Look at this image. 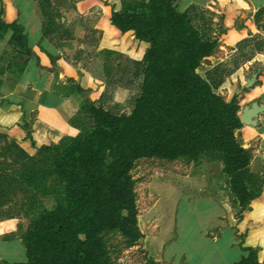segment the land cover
<instances>
[{
  "label": "trees",
  "instance_id": "obj_1",
  "mask_svg": "<svg viewBox=\"0 0 264 264\" xmlns=\"http://www.w3.org/2000/svg\"><path fill=\"white\" fill-rule=\"evenodd\" d=\"M175 2L120 0V9L111 12V25L121 33L132 31L137 41L148 45L140 61H131L140 80L138 95L128 114L113 113L83 100L78 116L70 121L79 130L77 136L62 138L57 146L40 147L42 154L36 160L21 152L23 160L13 182L23 192L52 195L54 203L47 208L44 203L35 206L30 199L32 207L25 213L28 229L20 238L26 260L2 264H104L102 231L119 228L131 242L139 240L129 176L135 159L187 158L197 163L211 152L212 160L221 163L238 205L245 208L253 200L247 186L253 177L250 154L235 136L243 126L238 103L235 98L225 101L216 93L239 66L233 63L230 69L219 63L201 77L196 70L220 47L219 41L209 33V27L198 26L197 12H192L197 6L179 11ZM40 18L43 37L48 39L50 26L44 16ZM6 37L22 41L23 50L31 56L17 22L0 21V41ZM263 51L260 38L255 53ZM240 53L244 61L253 57L252 49L247 55ZM5 72L1 69L0 75ZM5 173L0 170V190L2 186L10 188ZM55 176L64 182L62 191L48 187L50 182H60ZM243 251L233 264H259L252 248Z\"/></svg>",
  "mask_w": 264,
  "mask_h": 264
},
{
  "label": "rangeland",
  "instance_id": "obj_2",
  "mask_svg": "<svg viewBox=\"0 0 264 264\" xmlns=\"http://www.w3.org/2000/svg\"><path fill=\"white\" fill-rule=\"evenodd\" d=\"M81 1L82 0H33L36 13L39 16H44L47 21L46 24L48 27L50 26L48 31L51 32V34L48 39L50 38L49 40L55 46L58 47V42L72 37V29L76 20L82 16L78 10V5ZM176 1L175 5L179 8L182 4L180 0ZM7 2L11 4L13 0H0V21L11 24L16 22L15 17L17 15L13 7L11 8ZM235 3L237 4L238 2L235 1ZM193 6H197L192 12H197L196 22H198V26L201 29L209 27V33L212 37L218 39L220 46H223V48H218L212 56L201 62L196 70L201 77H204L205 72L209 68L219 63L225 64L230 69L233 67V63L237 64L239 68L246 69L245 75L246 78L249 79L252 74L257 72L262 74L264 72V62H256L249 65L247 61H244L246 59H244L240 53L242 51L247 55L252 49V54H256L255 50L261 36L255 35L256 32L254 33L255 30L253 26L255 25L259 31L264 29V11L258 15V11L253 14L251 10L244 8L245 4L241 0H239V5H237L238 8L236 9L234 4L227 5V3H223L222 9L219 6L216 7L218 13L208 7L199 5ZM230 8L233 9V11L230 13L232 16H230L229 19V14H225L224 12L227 11V9L230 11ZM201 9L205 11L200 13ZM92 11H98L97 7L92 8ZM236 12H242V14H236ZM203 18L205 20L204 22L202 21ZM208 21H211V24L210 22L208 23ZM233 28L238 30L245 28L247 33L244 34L242 38L239 37L242 35L238 34L236 36L233 34L234 38H230L229 30ZM95 31L96 33H92L91 35L88 33L85 34L84 39L78 41V45L85 44L89 47V49L83 51V53H86V56L79 61H90L91 58L97 59L96 61L99 63L98 78L101 80V85L105 86L104 92L99 99L101 103L98 101L94 103L96 106L100 104L103 105L113 113L128 114L132 108L133 100L139 92L140 80L134 75L135 67L131 62L135 60V58L132 57L139 58V56H137L138 53H135L139 50V44H136L130 35L127 37V42L128 46L131 45L132 47H127V56L119 55V53L115 51L106 49H100L96 52L101 34L99 35L97 34L98 31ZM8 37L0 41V70L6 69L5 74L16 75L25 67L27 52L23 50L22 41L18 39L10 40ZM237 39L240 41V46L235 44ZM225 42H231L235 47L226 46ZM235 48L237 50L234 53ZM65 60H69L68 64L70 66L79 62L75 56L72 60L69 58ZM9 83H15L14 76L9 78ZM218 91L219 89L216 90V93L227 101V96L220 94ZM86 92L88 91H83L82 93L77 92V98L81 101H83V99L86 100ZM234 98L237 103H239L240 98ZM252 102L257 101H252L250 99L246 104L250 105ZM74 107L76 106L74 105ZM240 112L241 107L239 106L238 115ZM75 113L76 111H69L67 116L69 122L73 121ZM263 124L264 115H260L258 117L257 126H259L261 133L264 131ZM247 131H251V128H243L242 126L235 132L238 142L249 152L251 158L249 171L253 177L251 180L247 181V186L254 194V198L247 207L241 208L238 205V201L227 186L226 176L221 171V163L214 159V161L212 160L213 154H211V152L204 154L197 163L191 162L187 158H178L172 161L156 157L139 158L132 162V168L129 172V176L133 182L132 191L134 194L136 214L138 215H136L138 229L145 232L151 230L155 226L153 221H149L145 217V211L148 207L158 206L160 204L162 208L164 206L167 210L169 209L171 203H167L165 198L162 202H158V193L161 190L165 188L170 190L173 186L177 187L179 190L186 188L185 183H187L186 181H188L189 178L191 180L195 179L194 182L192 181V185L196 191L199 192L205 189L210 179L204 176V170L199 172H197V170L194 172L193 169L212 162L213 167L211 173L217 172L219 174L216 175L220 179L218 184L222 190L219 194V198L228 203L229 215L231 217L230 223L234 229L235 241L239 245H244V248H252L255 251L258 263L264 264V147L260 148L259 146V136L250 133L247 134ZM43 132V128H39L37 139L40 142L47 139L43 137ZM58 134L59 132L52 134L51 137L54 138V136H58ZM65 137L66 136L51 141V143L47 145L57 146L60 140ZM32 146L35 150L33 153L29 154L25 152L33 160H36L39 158L40 154H42V151L39 148H35L34 144ZM22 151L24 150L15 140L7 136L0 137V170L6 172V175L8 174L5 182L10 186V188H7L1 184L2 190H0V193L2 192L3 194L0 196V222L4 220H14L17 223L14 232L1 235L0 238L8 239L16 235L21 237L26 233L29 225V217L26 216L25 213L32 207L30 199H33L32 201L36 203L34 204L35 206L44 203L47 208H50L54 203L52 195L42 196L39 195L38 192H23L20 190L18 184L13 182V179H15L14 177H16L14 172L19 169L20 162L23 160ZM205 166V170L207 171V165ZM55 180L58 183L60 178L56 177ZM224 184H226V187L223 186ZM48 187L51 190L62 191L64 182L60 181L55 185H52L50 182L48 183ZM34 195L35 197L32 198ZM60 197H62V195ZM184 201L183 199L182 204L177 206V211L173 220L176 227V229H174V234L172 233L174 238L171 243L167 244L166 253L174 257V260H172L173 264H180L181 259L185 258V255L180 253L182 250L189 254L187 255L189 259L195 261L199 259L200 264H216L214 258L215 250L209 247L207 238L210 239V232H216L217 227H214L213 224L216 221V216L219 212L218 209L210 204L208 205L202 200L193 203L191 208H188L189 206H186ZM163 210L165 211L164 208L162 211ZM168 212L169 211L165 213L167 214ZM163 225L165 230H172L171 221L168 217L163 221ZM203 231L206 232L205 235H207H204L205 238L202 237ZM227 235L228 234L225 232L223 235L224 239L221 240V245L219 246H226ZM99 238L106 257L104 264H155L152 262V259L147 258L140 239L131 242L119 228L104 230L99 234ZM7 250L5 255L9 259L16 260V262L25 261V257L21 259L22 257L19 258V256H14L15 253H13L11 249ZM227 255L230 256L231 251H229ZM0 264H2V262H0Z\"/></svg>",
  "mask_w": 264,
  "mask_h": 264
},
{
  "label": "crops",
  "instance_id": "obj_3",
  "mask_svg": "<svg viewBox=\"0 0 264 264\" xmlns=\"http://www.w3.org/2000/svg\"><path fill=\"white\" fill-rule=\"evenodd\" d=\"M235 1L238 3L236 4ZM235 1L180 0L182 5L177 9L184 11L191 5H199L208 7L218 13L216 7L219 6L222 9L223 3H227V5L234 4L235 9L238 8L239 0ZM241 1L245 4L244 8L251 10L253 14L264 7V0ZM7 3L15 10V14L17 15L15 20L22 28L31 56L26 57L27 62L21 73L7 75L5 72L3 75H0V134L15 140L24 151L31 154L35 151L32 146L33 144L35 148H40L48 146L47 144H50L51 141L58 140L61 137H75L79 133V130L70 125L67 118L69 111H76L75 117L81 111L82 101L77 98V92L88 91L86 92L87 100L94 105L95 101L101 103L99 99L104 92L105 86L101 85V80L98 78L99 63L96 61L97 59L91 58L90 61H79L86 56V53H83V51L89 49L85 44L78 45V41L84 39L85 34L91 35L92 33H96L95 30L98 31L97 34H101L96 52L100 49H106L125 56H127V47H132L131 45L128 46L127 42V37L131 35L136 44H139V50L135 52L138 53L137 56L139 58L129 55L135 58L136 61L142 59L148 45L135 40L132 31L121 33L111 25V12L120 9V0H82L78 5V10L82 16L76 20L72 29V37L58 42V47L43 37V23L40 16L36 13L33 0H13L11 4L10 2ZM94 7H97L98 11L93 12L92 8ZM229 10L227 9L224 13L229 14L228 17L230 19V16H232L230 13L233 9L230 8ZM236 14H242V12H236ZM253 27L254 33L256 32L255 35H260L261 39L264 40V29L259 31L255 25ZM246 33L247 30L245 28L239 30L233 28L229 30L230 38H234L233 34L235 36L237 34L242 35L239 36L242 38ZM239 42V39H237L235 44ZM225 45L232 48L235 47L231 42H225ZM219 48H223V46ZM236 50L235 48L234 53ZM74 56L79 62L70 66L68 64L69 60L65 59L69 58L72 60ZM256 62H264V51L254 54L252 59L247 61L249 65ZM245 70L241 67L238 68L218 88L220 94L227 96V101H230L234 97L240 98L238 105L241 109L250 99L252 101L264 102V72L262 74L257 72L256 80L251 86L247 87L248 80L252 76L250 79L246 78ZM12 76L15 77L14 84L9 83V78H12ZM24 125H27V128ZM39 128H43V137L47 138L41 142L37 139ZM243 128H251V131H247V134L259 136V146L260 148L264 147V131L261 133L259 126L251 127L243 125ZM57 131L59 132L58 136L52 138L51 135L58 133ZM27 135H30V137ZM205 165H207V171L205 170ZM205 165H203L205 167L198 166L193 169L194 172L204 170V176L210 179L205 189L199 192L196 191L192 185V181L194 182L195 179L191 180L189 178L186 181L187 183H185L186 188L179 190L173 186L170 190L165 188L158 193L159 203L164 198L167 203H171L168 210L163 206L165 211H162L163 208L160 204L146 209V219L153 221L155 226L149 231L143 232L139 230L141 233L140 241L147 258L152 259L153 263L173 264L172 260H174V257L166 253V247H168L167 244L171 243L174 238L172 233L174 234L176 227L173 220L177 206L182 204L183 199L186 206H189L188 208H191L193 203L202 200L218 209L219 212L213 224L214 227H217L216 232H210L209 236L211 237L210 239L207 238L209 247L215 250L214 258L216 264H233L245 254L243 251L244 245H239L235 241L234 229L230 223L231 217L229 215L228 203L219 198V194L222 192L218 184L220 179L216 176L219 174L217 172L211 173L212 162ZM223 186L226 187V184ZM167 211L169 212L166 214L165 212ZM166 217L171 221L172 230L167 231L163 228V221L166 220ZM16 224L14 220L1 221L0 236L14 232ZM225 232L228 234L226 246L222 247L219 245H221V240L224 239L223 235ZM205 233L203 231V238L207 236ZM20 238L18 235L8 239L0 238V262L19 263L16 260L9 259L5 255L8 251L7 249H11L15 253L14 256L22 257L21 259L25 257L26 260L25 248ZM229 251H231L230 256L227 255ZM180 253L185 255V258L181 259L180 264H200L199 259L197 261L189 259L187 256L189 254L186 251L182 250Z\"/></svg>",
  "mask_w": 264,
  "mask_h": 264
},
{
  "label": "water",
  "instance_id": "obj_4",
  "mask_svg": "<svg viewBox=\"0 0 264 264\" xmlns=\"http://www.w3.org/2000/svg\"><path fill=\"white\" fill-rule=\"evenodd\" d=\"M256 77L257 73L252 75V78L248 80L247 87L251 86ZM260 115H264V103L252 102L241 109L239 120L242 125L256 127Z\"/></svg>",
  "mask_w": 264,
  "mask_h": 264
}]
</instances>
